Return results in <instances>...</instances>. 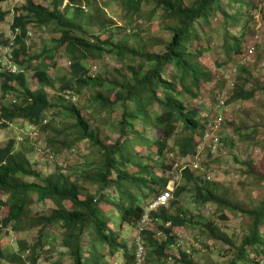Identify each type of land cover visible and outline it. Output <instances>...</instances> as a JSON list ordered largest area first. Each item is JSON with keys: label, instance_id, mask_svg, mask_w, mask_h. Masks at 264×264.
I'll list each match as a JSON object with an SVG mask.
<instances>
[{"label": "trees", "instance_id": "obj_1", "mask_svg": "<svg viewBox=\"0 0 264 264\" xmlns=\"http://www.w3.org/2000/svg\"><path fill=\"white\" fill-rule=\"evenodd\" d=\"M5 1L0 0V20L11 14L10 32L0 44L7 45L13 35L9 54L21 71H0V130L15 126L22 132L28 124L42 143L35 159L27 156V147L17 149L13 138L0 145V260L38 264L44 257L49 264H64L70 257L71 264H105L111 256L110 264H135L139 239L145 247L140 264H209L193 259L200 250L188 238L179 240L183 230L194 232L204 247L214 246L217 264H261L264 198L255 202L249 194L245 202L232 200L225 186L206 176L208 161L218 160L225 145L216 133L212 149L213 136L206 137L216 92L228 86L221 125L232 113L230 103L264 100V83L252 80L253 72L238 62L247 49V24L256 1L115 0L116 16L99 6L93 12L95 0H49L46 5L18 0L3 9ZM154 17L162 23L156 28L162 38L143 35ZM43 32V46L32 52L34 35ZM157 45L160 50H153ZM214 48L223 57L217 54L211 65L207 52ZM61 58L68 61V71H58ZM232 62L239 70L233 83L223 74ZM53 68L56 75L50 76ZM203 99L210 101L208 110ZM115 111L117 133L111 140L102 135L101 120ZM240 112L248 121L250 110ZM251 124L243 129L242 141L260 144L253 130L262 122ZM174 153L181 157L180 166L182 158L198 157V167L178 172L179 163L173 168L172 160L166 161ZM38 155L51 163L44 174L36 165ZM228 155L238 162L231 151ZM240 164L249 170L251 160ZM177 172L172 199L148 209ZM208 204L221 211L223 221L228 219L224 208L249 217L244 231L229 236L204 217L201 208ZM125 224L134 231L131 239ZM30 230L33 235L14 239L12 248L2 247L3 234ZM54 246L59 248L56 259L48 253Z\"/></svg>", "mask_w": 264, "mask_h": 264}, {"label": "rangeland", "instance_id": "obj_2", "mask_svg": "<svg viewBox=\"0 0 264 264\" xmlns=\"http://www.w3.org/2000/svg\"><path fill=\"white\" fill-rule=\"evenodd\" d=\"M40 1L43 4L49 3V0H35ZM257 3V8L252 10L253 14L249 16L248 24H247V35H246V42L245 44L249 46L250 44L254 43L255 45V52L252 55L251 59L248 60L245 63V66L250 69L253 73H251L252 80H258L261 83H264V0H255ZM19 1L17 0H7L5 2H2V8L3 9H11L15 4H18ZM93 6V12L94 8L96 6L102 7L104 14H108L111 16H116L118 13V7L115 4V0H95ZM251 11V10H250ZM248 12L251 14V12ZM94 16L96 14L94 13ZM116 18L117 17H113ZM244 19V17H243ZM11 22V14H8L0 20V39L2 36H4L8 31V25ZM162 23L160 20H158V17H154L151 20V23L147 26L149 28L148 31L144 32V36H157V37H163V32L158 31L156 28L157 26L161 25ZM231 25V24H230ZM234 30V29H233ZM237 30V28H236ZM46 34L45 32L41 33L40 35H37L33 37L32 43L34 44L32 47V52L35 50H39L41 46H43L45 42ZM218 42H221V39H217ZM219 48V47H218ZM220 49V48H219ZM153 50H160V46H155ZM221 50V49H220ZM217 54H219V57H223V54L221 51L216 50L214 48L211 52H207L208 61L207 63L211 64L214 62ZM110 58V57H109ZM108 58V59H109ZM236 61V60H235ZM237 63V62H235ZM105 64V63H104ZM232 63L227 64V69L223 74L230 75L232 77L233 73H229V67L232 69L235 67V65H232ZM229 66V67H228ZM58 71H68L69 70V63L66 61L65 58H61L58 60L57 64ZM226 68V67H225ZM170 70V69H169ZM57 69H51L49 70L50 76L56 75ZM239 70L237 69V73ZM239 74V73H238ZM238 74H236L235 82H237ZM224 77V76H223ZM34 87V84L31 85ZM228 89V86H226L225 89L222 90V93H225ZM230 93V92H229ZM228 93V94H229ZM226 95V94H225ZM9 97V96H8ZM197 101H191V104H197ZM79 104H83V100L78 102ZM264 100L261 99H249L245 101H237L234 103H230L229 110L232 112L230 115H227V118L225 119V123L222 125H219L217 130L214 131V135L216 133L220 136V138H224L225 145L223 144L222 147L219 149L222 152V155H219V159L216 161H208L209 162V169L206 170V176L209 175V179L215 180L219 183H221L223 186L227 188V197H229L232 200H237L239 202H245L248 200L249 196L253 198V200L256 202V200H262L264 198ZM203 107H205L206 110H208V107H210V101L208 99H203ZM240 108H245L250 110L249 120L244 121V114L240 112ZM117 112L115 111L112 113V115L109 117L108 115H104L103 119L101 120V123H103L104 128L101 130L102 135H107L109 139H113L115 137V134L117 133V125L116 119H117ZM83 114L85 117L89 116L88 110L84 109ZM205 114V112L203 113ZM243 114V115H242ZM94 119V118H93ZM92 119V120H93ZM252 122H262V125L259 126L256 125V129L253 130V135L256 137L255 140H259L261 143L256 144L250 143L247 139H244L246 142L242 141V135L245 130V126L252 125ZM244 123V124H241ZM26 124V129H22V132L19 128L13 127H6L0 130V145H4L9 139H15L16 142V148L18 149L21 147H27V156L30 158H34L36 154H38L39 149H41V143L42 141L37 142L39 135L37 130L34 131L32 126ZM236 126L242 127V129L238 130L239 132L235 131L234 128ZM216 129V128H215ZM23 130L26 131L27 134L26 137L23 138L22 133ZM252 130H248L247 132H251ZM259 131V132H258ZM181 133H184L181 130ZM181 135V134H180ZM37 137V138H35ZM170 139V146L174 147L176 144V139ZM248 141V142H247ZM217 146H214V149ZM83 145H81V149H83ZM201 149V147H200ZM201 150H198L200 152ZM231 151L232 154H235L238 158V164L235 163L232 156L228 155V152ZM145 152H147V149L143 147L141 154L145 156ZM205 151H203V154L205 155ZM94 156V162L97 163L99 160L96 153H93ZM39 157V155H38ZM172 157V159H171ZM169 159L166 161L169 162L172 160L174 161H181V157L178 155V153H174ZM215 154L210 156V159L214 158ZM39 163L37 162L36 165L37 168L41 170V173L44 174L47 172V169L51 163L46 162L44 163V160H46V155H40L39 157ZM35 159V158H34ZM228 159L229 162H226ZM208 160V159H206ZM243 160H251V167H250V174H247L249 170L247 169V166L245 164H240ZM48 161V160H47ZM75 159L71 157L70 164L73 163ZM47 165V166H46ZM129 171L134 170L131 166L127 168ZM204 172V170H203ZM260 176L262 178H260ZM183 180L180 179L179 184ZM245 184V185H243ZM174 186V183L168 182L166 184V188L168 190H172ZM175 187V186H174ZM250 194V195H249ZM249 195V196H248ZM172 199V198H171ZM180 201L183 204L182 196L180 197ZM38 208H42V206L37 205ZM34 208V207H33ZM188 209L193 211V206H188ZM223 210V213L225 216L228 217L226 221H223L220 219V210L212 205L208 204L201 208V212L204 214V217L209 219L210 221H213L218 226H220L229 236H238L243 231L245 226L247 225L249 221V217L247 216H241L239 213L233 214L230 210ZM192 215L193 212H190ZM107 215V212L105 213ZM113 219L112 221H114ZM125 226V232L127 231L129 235L127 238L131 239L132 233H134L133 230L129 231L130 227L128 225ZM117 228V227H115ZM124 232V231H123ZM236 233V235L234 234ZM193 234V236L191 235ZM194 232H188L181 230L179 240L181 239H189L192 243H197L198 249L201 251L198 252L199 255H193V259L199 262H206L209 264H217L218 257H216V252L214 246L210 247H204L202 245V239L201 238H195ZM26 235H33V231L30 230V232H19L14 235H2L1 237V243L2 247H5V249L12 248V243L14 239L22 238ZM54 237L52 238V241L54 242ZM179 243V242H178ZM57 244V243H56ZM59 248L58 246H54L53 250L51 252H48L51 254L52 258H57V252ZM222 251V250H221ZM174 252H176L174 250ZM46 253V254H48ZM45 255V254H44ZM43 255V256H44ZM122 259V255L118 258H116L117 262H119ZM114 258L107 259V262L105 264H110ZM222 264H226L225 261H222ZM64 264H71V258L66 257L63 259ZM0 264H13L6 262L4 260H0ZM38 264H49V261L45 260L44 257H42Z\"/></svg>", "mask_w": 264, "mask_h": 264}, {"label": "built area", "instance_id": "obj_3", "mask_svg": "<svg viewBox=\"0 0 264 264\" xmlns=\"http://www.w3.org/2000/svg\"><path fill=\"white\" fill-rule=\"evenodd\" d=\"M9 32L10 31L8 30L6 34H8ZM12 44H13V35H11L10 41L8 42L7 45L0 44V71H7V72H12V73L21 71L20 66L11 60V55L9 54V50H10V46ZM254 52H255V45H254V43H252L249 46H247V49L245 50V53H244V56H243L241 62L244 64L248 60H250V58L252 57ZM0 85H1V80H0ZM0 95H1V90H0ZM217 97H219V99H218V103L214 109L215 116L212 119V121L210 123V128L206 133V137H209V136L212 137L213 136V138H212V141H213L212 149H214V146L217 145V140H218V138L216 136H214V131H216L218 126L220 125V123L223 119V113L225 110V104H224L225 97H223L221 94H218ZM198 161H199L198 157L196 159H195V157L191 160L188 159L187 160L188 164H182L181 168L179 167L177 171L179 172V170H181L185 165H188V167H190V168H197L198 167ZM177 166L178 165L175 163L173 165V168H177ZM178 172L171 176L170 182L174 183V181L179 179ZM170 197H171V189L170 190L167 189V191L160 194V196H158L157 199L151 203V205L149 206L148 209H152V208H155L157 205L164 204L165 201H167L168 198H170ZM146 218H147V214L144 215L143 220H146ZM141 229H142V227H141ZM144 254H145V248H144L143 244L139 241V239H137L136 250H135L136 264H140L143 261ZM261 264H264V259L261 261Z\"/></svg>", "mask_w": 264, "mask_h": 264}, {"label": "clouds", "instance_id": "obj_4", "mask_svg": "<svg viewBox=\"0 0 264 264\" xmlns=\"http://www.w3.org/2000/svg\"><path fill=\"white\" fill-rule=\"evenodd\" d=\"M250 59H251V58H250ZM241 60H242V59H241ZM241 60H239L238 62H240V64H242V65H245V63L243 64V63L241 62ZM229 71H230L229 73L232 72L233 75H232V77H231L229 74H228L227 76L233 78V79L230 80V82L233 83V82L235 81V78H236L237 67H234L233 69L230 67V68H229ZM218 94H221L223 97L225 96V93H222V90H221V91H217V92H216V95H218ZM225 110H226V107H225ZM225 110H224V113H225ZM224 113H223V117H224ZM220 125H221V124H220ZM199 150H200V149H199ZM182 159H183L182 164H188L187 160H188V159L191 160V159H193V157H192L191 155H189V156H186L185 158H182ZM173 163H174V164H175V163H176V164L179 163V167L181 168V166H180L181 161H174ZM184 167H188V165H185ZM184 167H183V168H184ZM183 168H182V169H183ZM170 180H171V178H170ZM170 180H169V181H170ZM169 181H168V182H169ZM176 181H177V180H176ZM176 181H174V183H175ZM166 189H167V188H166ZM166 191H167V190H166ZM171 191H172V190H171ZM158 196H160V194H159ZM158 196H157V197H158ZM157 197H156V199H157ZM170 198H171V197H170ZM170 198H168V200H169ZM156 199H155V200H156ZM155 200H154V201H155ZM168 200H167V201H168ZM167 201H165V203H166ZM160 205H162V204H160ZM157 206H159V205H157ZM143 246H144V245H143ZM144 248H145V247H144ZM144 255H145V254H144ZM134 261H135V251H134ZM135 264H136V261H135Z\"/></svg>", "mask_w": 264, "mask_h": 264}]
</instances>
